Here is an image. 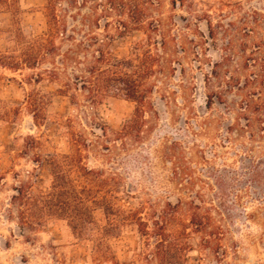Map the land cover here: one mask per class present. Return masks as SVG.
Instances as JSON below:
<instances>
[{"label": "rangeland", "instance_id": "374dc122", "mask_svg": "<svg viewBox=\"0 0 264 264\" xmlns=\"http://www.w3.org/2000/svg\"><path fill=\"white\" fill-rule=\"evenodd\" d=\"M69 1L57 4L60 17ZM99 1L69 10L68 20L91 15ZM50 2L0 0V264H160L134 219L152 233L178 200L167 233L189 235L179 264H264V0H144L146 28L118 35L117 20L128 18L112 14L108 34L94 29L116 60H139L142 44L173 68L156 67L148 79L153 106L128 136L120 133L134 119L133 99L111 91L93 104L75 84L84 71L59 63L68 43L56 37L50 56L37 48ZM78 149L118 212L97 209L82 237L55 218L21 229L14 189L45 192L50 158ZM216 179L226 207L216 203ZM201 201L210 224L197 232L191 203Z\"/></svg>", "mask_w": 264, "mask_h": 264}, {"label": "trees", "instance_id": "16d2710c", "mask_svg": "<svg viewBox=\"0 0 264 264\" xmlns=\"http://www.w3.org/2000/svg\"><path fill=\"white\" fill-rule=\"evenodd\" d=\"M62 1L64 0H51L47 8V29L39 38L41 42L38 43L37 48L39 47L42 52L50 56L57 50L54 44L56 37L66 41L68 44L62 47L63 53L59 63L63 66L73 63L75 70L84 71L85 76L75 78L78 89L87 91L93 104L101 102L111 91L123 92L126 97L136 102L137 109L134 119L129 125H126L127 127L120 134L128 136L134 132H140V119L143 118L146 109L153 106L148 100L151 90L146 85L147 81L157 72L156 67H160V71L166 68L173 69L170 61H164L165 58L161 55L154 56L143 51L144 45L142 44L135 49L138 53L140 52L139 60L135 59V62H138L137 65H134L133 59L116 60L107 49L108 43L94 34V29L100 30L103 25V29L105 32L107 30L108 34V29L111 27L108 17L112 14L118 15L120 18L124 16L128 18L126 21L117 20L118 35H126L133 30L146 28L144 20L146 14L140 9L144 0H100L90 8L91 15L89 13L82 16L81 20H78L77 16L68 15L71 17V21L67 17L69 10H79L83 6L87 7L89 2L96 0H81L82 4L79 3L78 6V0H70L68 8H63V16L60 17L56 6ZM151 26L153 30L157 31V26L153 24ZM107 39L111 41L113 37L107 36ZM160 45L165 47L164 42H161ZM88 53H90V59L87 56ZM34 59L32 57L29 62L31 63ZM127 69L132 70L129 72ZM262 82H264V77ZM32 106L33 104H31ZM81 159L83 157L80 150L72 156L56 155L50 158L51 183L45 192L35 194L30 183H22L14 189L15 194L12 196L11 205L17 208L21 229H33L35 226L42 225L47 219L55 218L69 223L74 234L82 237L90 231L89 225L93 224L97 209H101L108 216H114V212H118L114 204L109 202L108 195H102L103 186L101 184H104V180L100 178L102 177L101 172L87 168ZM73 173H77L86 182L79 184L78 180L72 177ZM214 182L217 186L216 203L220 208L226 207L222 188L220 192L221 180L216 179ZM201 203L202 201L191 203L190 224L197 232L207 231L210 224L208 220L202 218ZM181 206V200L176 203L168 202L167 207L154 220L152 233L146 222L142 219L139 222L137 216L134 219L140 225L141 233L147 238L152 237L155 240L154 256L160 264H179L188 252L187 242L189 243L190 238L187 232L182 233L179 237L167 233V227L171 225ZM149 241L147 242L149 243Z\"/></svg>", "mask_w": 264, "mask_h": 264}]
</instances>
